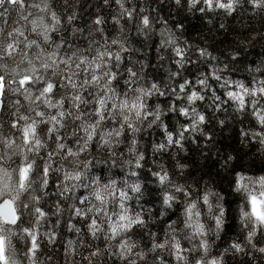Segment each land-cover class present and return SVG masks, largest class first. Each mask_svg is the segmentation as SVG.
<instances>
[{"label":"clouds","instance_id":"9594fccd","mask_svg":"<svg viewBox=\"0 0 264 264\" xmlns=\"http://www.w3.org/2000/svg\"><path fill=\"white\" fill-rule=\"evenodd\" d=\"M0 264H264V0H0Z\"/></svg>","mask_w":264,"mask_h":264}]
</instances>
